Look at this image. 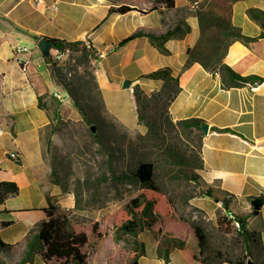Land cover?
I'll list each match as a JSON object with an SVG mask.
<instances>
[{"label": "crops", "instance_id": "1", "mask_svg": "<svg viewBox=\"0 0 264 264\" xmlns=\"http://www.w3.org/2000/svg\"><path fill=\"white\" fill-rule=\"evenodd\" d=\"M43 1L44 4L35 5L34 0H0V129L3 131L0 181H15L20 188L18 195L0 202V237L16 244L9 254L1 256L6 264L21 263L26 239L34 236L36 232L32 231L36 226L49 219L47 209L59 217L63 209L76 207L73 193H64L61 184L54 180L47 159L46 135L51 132V120L38 100L39 95L49 93L40 64L43 62L48 67L49 63L38 47L43 37L68 41L89 39L97 52L105 53L96 62V81L107 111L130 131L147 132V126L139 120L133 87L139 84L147 93L160 90L163 80L144 75L169 67L181 87L170 104L172 119L200 118L209 123L202 144L204 167L199 170L203 179L233 193L237 207L247 212L251 210L249 197L264 198V81L225 89L220 74L207 71L200 63L185 68L187 49L196 43L200 27L194 13L175 14L183 2L168 6L162 0L156 3L152 0ZM123 3L136 9L109 13L110 7H120ZM52 5L57 8L51 9ZM249 8L264 10V0L234 3L232 22L244 34L257 39L248 45L233 41L225 62L242 75L264 77V37H260L261 26L249 16ZM168 30L176 34L165 42V52L153 44L150 36ZM138 31L142 35L121 44ZM17 47L29 49L22 57L26 71L16 57ZM35 59L39 63L35 64ZM50 79L55 84L51 72ZM126 80L131 82L129 87L124 85ZM121 94L131 100L130 113L116 102ZM66 106L71 107L72 100ZM216 128H228L234 133ZM13 151L20 154L19 159L10 157ZM204 200L203 204L214 210L221 204ZM19 222L25 224L19 228ZM249 223L264 227V205L261 215L251 218ZM13 227L18 228L11 231ZM100 232L102 236L96 237L88 250L86 264H127L129 249L123 248L125 242L116 241L112 232ZM151 233L147 230L139 236L146 245L139 264H203L197 258L200 248L192 235L182 248L170 253L167 262L159 256V241ZM262 239L264 244V228ZM92 240L90 236V243ZM24 264L47 263L36 254L32 262Z\"/></svg>", "mask_w": 264, "mask_h": 264}, {"label": "trees", "instance_id": "2", "mask_svg": "<svg viewBox=\"0 0 264 264\" xmlns=\"http://www.w3.org/2000/svg\"><path fill=\"white\" fill-rule=\"evenodd\" d=\"M152 1L156 3L158 0ZM162 1L168 6H174V0ZM237 1L240 0H213L209 1L208 4H202L196 10L194 15L199 21L200 35L196 43L187 49L188 58L184 66L188 68L194 63H200L207 71L219 73L222 86L225 89L256 85L264 81V77L258 75H242L225 62L229 46L233 41L239 40L248 45L257 39L247 36L240 27L233 24L232 7ZM133 9L136 8L123 3L120 7H110L109 13H126ZM247 12L251 19L261 26L262 33L260 37H264V10L249 8ZM187 29H190L189 25H187ZM175 34L173 30H168L165 34L159 36L152 34L150 37L153 44L166 52L165 42ZM140 35H142L141 31L135 32L123 40L121 44ZM49 39L53 42V48L55 49L64 51L70 48V51L74 54L78 51L81 52V62L83 61L86 64L85 72L90 75V81L96 91V95L93 98L108 113L101 89L96 81L95 71L87 70L88 66H91L98 55L92 43L89 42L86 45L81 40ZM46 58L48 57L46 56ZM50 60L53 61L52 56ZM144 77L161 79L164 84L160 90H155L151 93L145 92L139 84L133 87V100L139 120L147 126V132L141 138L154 145L160 139L161 132L164 129L169 131L182 129V131L196 134V147L188 146L187 149L183 150L177 146L168 145L161 151L159 150L156 156L159 159L161 158L162 161L165 159V162L169 163V165H186L192 168L191 178L195 179L199 190V195H192V198L199 196L221 203L225 214L218 217L219 228L229 234H235L234 242L236 241V243H234V251L232 252L228 249L226 251L212 246L206 229L200 224L182 217L175 203L159 185L156 161L145 158L139 162L134 170L127 174V179L140 185L139 193L131 198L113 217L114 238L116 241L125 242L129 249L127 264L138 263L139 258L144 254L146 245L140 240L139 236L147 230L156 235L159 241V256L167 262L169 261L170 253L182 248L188 236L192 235L197 240L200 248L197 258L203 264H223L225 262L247 264L249 259H252L255 264L258 260L261 261V264H264V244L262 239L264 227L252 226L249 223L251 218L261 215L264 198L249 197L251 210L247 212L237 207V198L233 193L220 189L203 179L199 170L204 167L202 159L204 136L202 125L205 120L191 118L174 121L172 119L170 104L180 93L181 87L178 78L172 74L169 67L159 68L145 74ZM54 78L63 86L64 90L70 93L71 100L83 115V119L87 120L89 117L86 109L80 100L74 97L75 93L70 86V82L57 70L54 71ZM38 100L39 106L47 111L53 125L54 118L61 116L60 109L66 105L50 93L39 95ZM53 107L54 116L50 113V109ZM52 130H56L54 125ZM215 130L234 133L233 130L228 128H216ZM92 133L95 139L100 140V136H98L96 131H92ZM19 191L20 188L15 181H0V202L4 203L8 198L18 195ZM47 213L49 219L36 226L32 231L33 233L36 232L34 236L26 239V250L23 253L20 264L32 262L36 254H39L47 264H86L89 255L87 247L90 245V235L87 232H78L67 227L65 221L61 220L60 217H55L49 209H47ZM231 214L234 215V220L230 218ZM167 222L174 223V225L167 228ZM236 222L239 223V226L236 225ZM99 227L98 222L93 224L91 229L92 236H102ZM15 246L16 244L7 243L0 237L1 256L9 254ZM239 248L241 251H236V253L235 250H239ZM1 256L0 264H6Z\"/></svg>", "mask_w": 264, "mask_h": 264}, {"label": "rangeland", "instance_id": "3", "mask_svg": "<svg viewBox=\"0 0 264 264\" xmlns=\"http://www.w3.org/2000/svg\"><path fill=\"white\" fill-rule=\"evenodd\" d=\"M176 1L184 3L175 10V14L179 16L195 13L202 4H208L213 0H174V3ZM81 41L86 45L90 42L89 39ZM47 57L48 67L41 61L40 64L48 81L49 93L53 94L56 91L64 93L63 86L54 78V71L57 70L70 82L74 97L80 100L89 117L87 120L83 119V115L72 101L71 107L63 106L60 109L61 116L54 118L53 125L56 130H52L51 124V132L46 135L47 159L52 176L60 182L63 192L73 193L76 200V207L63 209L59 217L65 221L67 227L78 232H87L93 238L87 249H91L96 238L91 234L94 223H99V231L113 233L114 215L140 191V185L127 179V174L134 170L141 160L149 158L156 161L157 181L175 203L179 214L204 227L212 246L234 251L235 234L220 230L218 225L219 215L225 214L221 204L214 210L203 204L204 197L192 198V195H199L196 181L191 178L192 168L186 165H169L165 159L162 161L156 156L159 150L168 145L183 150L188 146L196 147V134L182 129L175 131L164 129L160 139L152 145L141 138L146 133L124 128L111 113H107L99 106L97 100L93 98L96 91L90 81V75L85 72L86 64L81 62L80 51L75 54L70 52L58 61L50 60L51 53ZM36 61L35 59V64L39 63ZM49 70L55 84L51 82ZM87 70H95L93 63ZM116 102L124 111L130 113L132 104L126 95H119ZM53 109L54 107L50 109L52 116ZM91 125L95 126L100 140L94 138ZM22 222L18 223L19 228L25 224ZM171 225L174 223L167 222L166 227H172ZM17 228L13 227L11 231H16ZM151 235L156 237L154 233ZM123 248H128L127 244ZM236 251L241 250L239 248Z\"/></svg>", "mask_w": 264, "mask_h": 264}, {"label": "built area", "instance_id": "4", "mask_svg": "<svg viewBox=\"0 0 264 264\" xmlns=\"http://www.w3.org/2000/svg\"><path fill=\"white\" fill-rule=\"evenodd\" d=\"M35 5H42L44 4L43 0H34ZM57 7L56 5H52L51 9L55 10ZM29 51V49L27 47H17L16 49V57L19 61V63L23 66V70L26 71V61L23 60V54L27 53ZM70 48H67L66 50H60V49H55L52 48L51 49V56L53 58V61H58L63 59L66 55L70 54ZM105 57V53L103 52H98L97 55V59L93 62V65L96 66V62L98 61V59H102ZM53 95L59 99L61 102H63L65 105L69 104L71 101V95L67 90H64V93H62L61 91H56L55 93H53ZM2 129H0V134L2 133ZM10 157L13 159H19L20 158V154L16 151L10 152ZM231 219H235L234 215H230ZM236 225L239 226V223L236 222Z\"/></svg>", "mask_w": 264, "mask_h": 264}, {"label": "water", "instance_id": "5", "mask_svg": "<svg viewBox=\"0 0 264 264\" xmlns=\"http://www.w3.org/2000/svg\"><path fill=\"white\" fill-rule=\"evenodd\" d=\"M38 47L41 49V51L46 55H50L51 53V49L53 48V42L48 38V37H43L39 43H38ZM131 84V82L129 80H126L124 85L125 87H129ZM209 123L208 122H205L203 125H202V131L204 134H208L209 132ZM92 131H96V128L94 125H92ZM135 264H139V263H135ZM247 264H255L253 262L252 259H249Z\"/></svg>", "mask_w": 264, "mask_h": 264}]
</instances>
